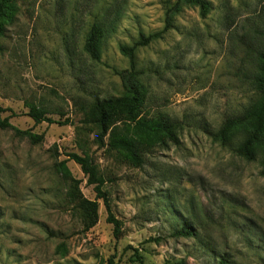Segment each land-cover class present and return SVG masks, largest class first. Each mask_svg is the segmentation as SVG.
I'll list each match as a JSON object with an SVG mask.
<instances>
[{
	"label": "rangeland",
	"instance_id": "obj_1",
	"mask_svg": "<svg viewBox=\"0 0 264 264\" xmlns=\"http://www.w3.org/2000/svg\"><path fill=\"white\" fill-rule=\"evenodd\" d=\"M203 1L211 6L204 19L183 6L172 28L135 50L145 72L139 114L178 126L176 144L156 142L135 166L109 147L111 126L100 144L84 121L95 99L121 94L115 72L129 62L118 46L162 30L176 0H12L0 35V119L9 124L0 129V264H219L221 255L230 264H264L261 156L246 161L233 153L241 130L227 144L212 137L252 100L247 47L264 31V0ZM91 22L105 29L97 61L83 51ZM32 107L69 123L34 124ZM68 153L87 154L105 179L121 222L117 239ZM75 183L97 203L89 230L71 208ZM184 222L196 237L170 236Z\"/></svg>",
	"mask_w": 264,
	"mask_h": 264
},
{
	"label": "trees",
	"instance_id": "obj_2",
	"mask_svg": "<svg viewBox=\"0 0 264 264\" xmlns=\"http://www.w3.org/2000/svg\"><path fill=\"white\" fill-rule=\"evenodd\" d=\"M183 6L196 9L200 19H204L211 7L208 2L203 0H176L164 11L162 30L147 35L139 32L138 39L131 45H119L118 51L129 62L128 70L115 72L121 81V94L115 98L95 99L89 118L84 121V123H92L95 126L96 138L100 144L103 143V135L111 126L108 130L109 147L126 157L129 164L135 166L142 163L144 149L150 148L156 142L162 143L164 140L174 144L178 142V138H176L178 126L175 122H168L163 118H149L139 114V109L145 102V88L141 80V75L145 72L136 67L135 50L138 46H144L150 41L160 39L169 28H172V17ZM13 13L12 0H0V35L3 33L4 26L11 22ZM104 32V23L91 22L83 44V51L90 60L97 61L99 59V45ZM256 32L260 35L257 46L247 47L250 60L253 63V71L247 77L253 90L252 100L239 115L226 118L217 131L212 134V137L218 139L222 144H227L231 141L230 137L233 132L241 130L243 138L234 146L233 153L246 161H251L260 155V174L264 177V31L257 30ZM3 112L4 110L0 108V113ZM28 114L33 118L34 124L41 122L60 125L69 123L68 118L63 121H53L46 118L42 111L35 110L34 107ZM7 120L8 118L0 119V129L9 128ZM117 122L121 123V128L113 126ZM14 135L26 137L34 143L41 141V136H36L27 130L15 129ZM68 156L73 163L79 166L81 173L87 177V184L93 187L95 199L101 200L106 220L112 225L113 238L117 239L120 235L121 222L112 214L111 198L103 188L105 179L97 173L96 167L91 164V159L87 154L79 156L68 153ZM69 197L71 208L81 217L84 230L92 228L98 220L96 201L94 199L92 201L86 200L79 192L76 183L70 188ZM170 236L191 238L196 237V231L184 222L178 229L173 230ZM229 262L224 258V255H221L219 264H230ZM110 264H112L111 261Z\"/></svg>",
	"mask_w": 264,
	"mask_h": 264
}]
</instances>
